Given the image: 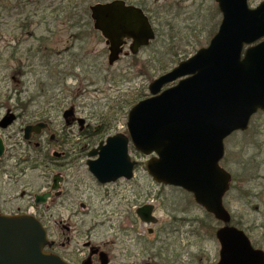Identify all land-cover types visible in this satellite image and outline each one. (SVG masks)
Here are the masks:
<instances>
[{
	"label": "rangeland",
	"instance_id": "374dc122",
	"mask_svg": "<svg viewBox=\"0 0 264 264\" xmlns=\"http://www.w3.org/2000/svg\"><path fill=\"white\" fill-rule=\"evenodd\" d=\"M39 1L0 0V119L8 110L19 117L10 129L0 131L6 143L0 167L4 171V165L23 162L27 168L20 185H6L2 188L4 194L16 204H26L30 195L43 188L49 190L56 174L69 176L65 187L70 195L64 207L57 210L53 200L47 202L45 223L51 228L59 226L61 221L77 231H90L94 245L109 244L105 248L114 261L122 259L131 263L139 255L144 257L140 264H211L213 259L216 264L220 244L210 231L214 226L216 233L222 224L216 219H207L204 210L187 193L155 183L146 170L148 156L130 147L131 158L138 162L134 179L107 187L97 184L86 161L88 152L100 142L118 133L127 134L129 111L150 96L148 87L155 78L195 54L201 46L209 45L222 19L217 3L165 0L166 4L162 5L167 6L166 16L172 15V20L169 24L162 22L157 41L141 50L136 58L124 57L109 66L107 46L93 26L77 31L67 20L73 23L86 20L90 5L111 0H84L83 13L72 8L68 15H52L49 11L63 0H43L42 6L37 4ZM262 1L249 0V6L255 8ZM43 14L53 21L52 29L38 22L43 20ZM25 21L32 22L31 28L22 27ZM38 47L42 51L36 54ZM71 107L75 108L77 118L86 120L87 138L79 136V125L65 124L64 111ZM42 120L50 125V131L43 135L46 149H38L36 143H41V139L30 145L23 139L24 127ZM51 136L60 140L61 146L51 143ZM43 151L48 153L47 161ZM221 165L233 177L231 189L224 198L232 223L248 231L252 242L264 248V114H256L247 131L237 132L225 140ZM33 166L38 169L31 170ZM23 190L27 193L22 199ZM132 191L138 196L135 205L144 202L149 197H144V193L150 192L158 207L159 223L166 225L177 216L178 223H173L170 229L177 227L174 230L178 233L172 234L174 230L157 224L141 225L136 231L125 232L132 229L124 214ZM81 204L87 208L82 210ZM71 207L80 215L69 219ZM148 229L155 230L154 237L150 236L155 241L151 258L143 253L146 246L143 234ZM126 233L132 237L123 240L122 235ZM71 237L75 239L71 247L75 248L74 244L81 247L84 242L81 236L72 234ZM122 244L126 247L124 250Z\"/></svg>",
	"mask_w": 264,
	"mask_h": 264
},
{
	"label": "water",
	"instance_id": "95a60500",
	"mask_svg": "<svg viewBox=\"0 0 264 264\" xmlns=\"http://www.w3.org/2000/svg\"><path fill=\"white\" fill-rule=\"evenodd\" d=\"M223 15L218 34L208 48L180 63L172 72L150 85L152 98L140 102L129 113L128 136L109 137L107 144L89 156V170L101 183L121 177L131 179L135 162L128 145L153 156L147 171L155 182L183 188L194 195L225 227L216 233L221 245L217 264H264V254L254 250L243 232L230 227V215L223 206L231 176L219 162L224 156V140L233 132L246 130L250 118L264 111V2L250 10L247 0H216ZM94 28L101 32L110 51L109 62L119 58L125 39H133V51L147 45L154 34L140 10L122 1L91 7ZM245 46L249 47L243 54ZM244 55V56H243ZM185 80L158 95L162 88ZM73 115V110L64 117ZM13 113L1 120L0 128L14 123ZM81 124L84 120H80ZM46 124L28 126L25 139L39 134ZM5 146L0 137V157ZM57 177L53 190L58 188ZM50 193L37 196L45 203ZM153 207L137 211L145 222H154ZM43 225L32 216L0 215V264H66L44 252L48 244Z\"/></svg>",
	"mask_w": 264,
	"mask_h": 264
},
{
	"label": "flooded vegetation",
	"instance_id": "af4514ba",
	"mask_svg": "<svg viewBox=\"0 0 264 264\" xmlns=\"http://www.w3.org/2000/svg\"><path fill=\"white\" fill-rule=\"evenodd\" d=\"M124 1L125 6H133L136 7L138 9H141L143 11V13L147 16V18L149 19L155 33L157 34L158 31H160V25L162 24L163 21H165L166 23H170L172 20V15L170 16H166V13H169L166 11L167 6H163L162 4H166L165 0H121ZM164 10V11H163ZM166 17V18H165ZM172 25H168L167 27H171ZM133 47V43L132 41L128 40L124 47H123V52L121 54V58L127 57V58H133L134 56H132L130 54L131 50ZM150 47V46H149ZM148 47V48H149ZM143 49H147V48H143ZM143 49H140L143 50ZM139 51V52H140ZM136 57V56H135ZM79 121L77 119H75L74 117L71 119V125L69 127H75L76 125H79V129L83 128L82 130L80 129V134L79 136H83V138H87L88 136L86 135V131L85 128L87 127L86 124L84 125V127H81L80 124H78ZM50 131V126L47 129V131L42 132L40 135H33L31 137V139L29 141H26L29 145L32 144L33 141H35V137L38 136L37 139H41V143H36L38 145V149H46L47 147H44L45 143H44V138L43 135L46 134V132ZM50 141L52 142H56L57 145L60 144V140H56L55 136H51ZM51 142V143H52ZM62 143H66V141L62 142ZM49 145V143H48ZM61 146V145H59ZM62 149V148H61ZM43 153L45 154V152L43 151ZM24 163L23 162H16L14 164H9V166L4 165V171H3V167H1L0 169L2 170V172H0V214L3 215H32L34 217H36L37 219H39L45 226V229L47 231V235L48 238L50 240L51 246L47 247L45 249V251L55 254L59 257H61L63 260H65L66 262H68V264H140L139 261H143L142 258L139 257V255H137L135 257V260H133L131 263H129L126 260H119V261H114L112 254L110 253V251L108 249H106L105 247H107L109 244L108 243H104L101 246H97L94 245L92 243V235L90 231H77L76 229H74V227H70L69 225L65 224L64 222L61 223L60 221V225L56 226V227H50L45 223V219L47 217V212L48 209L46 208V204H40L37 205L36 204V199L38 195H45L47 193H51V197L50 200L54 201V207H57V210L60 209V207H64V202L65 200L68 201V196L70 195V191L68 188L65 187V183L68 181V177L66 178L61 176V180L59 182V190L57 191H53L52 187H53V181L55 176H53L52 179V185L49 187V190L43 188L42 191H39V193H34L32 194V196L28 194L29 196V200L26 202V204H16L14 203L12 200H9L6 196V194H4L2 188H4L6 185L9 186H18L20 185L21 182V177L26 175V170L27 168L23 166ZM42 165L38 166L41 167ZM32 169H38L37 166H33ZM117 183V182H116ZM113 184V183H112ZM115 184V183H114ZM107 185H103V187H107ZM27 192H25L24 190L20 193V197H22V199L25 197ZM133 196H135L133 198ZM144 197L149 196V193L146 192L143 195ZM138 196L133 194V191L131 193V199L129 200V206L127 207V210L124 212V214H126V219L131 223V228L132 229H126L124 230L125 232H129V231H136L137 228H139V226L141 225H145L144 223H142L140 221V219L137 217L136 215V211L139 208L137 206V204L135 205V202L137 201ZM69 203V202H68ZM70 205V203H69ZM174 205V203H173ZM71 206V205H70ZM81 209L84 210L86 207L85 204H81L80 205ZM175 208V206H172ZM69 211V216L68 218H74L77 217L78 215H80V213L76 212L73 207H71V209L68 210ZM176 211V210H175ZM171 218V217H170ZM172 220L165 225V222H160L159 220L156 223L159 227L162 228H169L173 225V223H178L177 216L174 215L173 218H171ZM155 224V225H156ZM232 225H234L232 223ZM157 226V227H158ZM236 226V225H234ZM238 229L243 230L245 232V234L247 235V237L250 239L253 247L255 249H260L263 250L264 248L262 246H258L256 244H254V242H252L251 238H250V233L248 231H245L244 229L236 226ZM177 227H173V229L170 230H174ZM176 234L178 233V230H174L172 232V234ZM72 234H77L79 236H81V240H83L84 242L81 243V247H78V245L74 244L75 248L71 247V241L72 243L74 242V238L71 237ZM153 234H155V230L153 229H148L147 232L145 234H143L144 238V245L145 248L143 249V253L145 255H147L149 258H151L150 256V250L154 247L155 241L154 239H151L150 236ZM172 234L169 235V237L172 236ZM192 234H196V232H192ZM210 234H215L213 232V229H211ZM132 237V235L130 233H126L124 235H122V239H130ZM140 239V237H139ZM180 240L181 242H183V237H182V233L180 232ZM123 250L126 248L123 244ZM148 247H150V249H148ZM77 249V252H74V250ZM203 249H201L200 253H202ZM264 251V250H263ZM104 253V259H101V255ZM121 256H124V254H120ZM214 259L211 261V264H214ZM145 263V262H144ZM147 264V263H145ZM153 264H155V262H153Z\"/></svg>",
	"mask_w": 264,
	"mask_h": 264
},
{
	"label": "trees",
	"instance_id": "16d2710c",
	"mask_svg": "<svg viewBox=\"0 0 264 264\" xmlns=\"http://www.w3.org/2000/svg\"><path fill=\"white\" fill-rule=\"evenodd\" d=\"M48 49L46 48V51H47ZM40 50L38 49L37 51H36V54L39 52ZM42 51V50H41ZM45 51V52H46ZM36 54L34 55V58L36 57ZM23 104H21V106H22ZM22 108H23V106H22Z\"/></svg>",
	"mask_w": 264,
	"mask_h": 264
}]
</instances>
